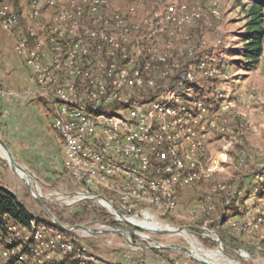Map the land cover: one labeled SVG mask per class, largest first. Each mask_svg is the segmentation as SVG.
<instances>
[{
    "label": "built area",
    "instance_id": "2783aa9c",
    "mask_svg": "<svg viewBox=\"0 0 264 264\" xmlns=\"http://www.w3.org/2000/svg\"><path fill=\"white\" fill-rule=\"evenodd\" d=\"M57 1L30 0L29 15H36L39 4L53 7ZM66 1L69 13L57 12L19 33L18 14L0 0V24L16 38V50L27 56L38 94L55 106L53 126L64 141V168L78 188L74 200L106 203L116 221L138 220L149 206L172 212L179 192L210 175L205 119L214 115L208 111L231 106L220 89L213 100L195 94L205 82L224 76L215 57L198 56L189 40L185 50L171 52L175 47L168 26L187 39L184 26L198 20L199 11L190 10L185 0H146L148 21L141 24L127 21L136 14L134 5L125 13H109L108 0ZM84 18L87 23L81 22ZM210 189L214 194L231 188L215 183ZM255 190H249L251 197ZM212 197L200 202L203 211L210 209ZM0 223L8 235L0 264L11 258L8 264H146L103 260L87 242L76 244L34 218L28 228L7 214L0 215ZM27 232L28 239L23 236Z\"/></svg>",
    "mask_w": 264,
    "mask_h": 264
},
{
    "label": "rangeland",
    "instance_id": "374dc122",
    "mask_svg": "<svg viewBox=\"0 0 264 264\" xmlns=\"http://www.w3.org/2000/svg\"><path fill=\"white\" fill-rule=\"evenodd\" d=\"M2 1L18 14L19 33H24L26 26L38 27L40 23L53 19L57 12L69 13L71 5L66 0L57 1L53 7L41 3L38 5L36 15L30 16V0ZM141 1L140 3L136 0H108L109 13L121 11L125 13L130 5H134L136 14L129 16L127 21L142 24L148 21L147 13L150 4L146 3V0ZM185 3L191 8L190 10H198L200 17L194 23L184 26L183 31L188 32L187 39L178 32V29L172 25L168 26L175 47V49L171 48V52L176 55L177 50H185V42L189 40L188 42L193 44V51L198 56L208 54L215 57L218 69L224 73V76L215 78L210 81V84L205 82L203 86L201 85L196 89L195 94L204 96L207 100H213L215 98L213 92L217 88L222 91L227 100L231 101V106L218 113L207 110L210 116L213 114L215 117V119L213 117L205 119L207 139L205 153L210 159L211 172L207 179L197 182L191 187L196 192L193 203L192 201L188 202V207L177 204L172 212L157 210L152 206L148 207V212L154 220L173 228L184 227L183 231L156 233L150 230H139L125 221H116L106 206H102L96 201L82 200L77 202L74 200L73 193L78 188L64 168V141L60 132L53 126L56 119L55 106L42 94H38L39 85L27 56L16 50V38L1 24L0 27L13 39L14 51L23 59L24 64L30 68L33 75L35 90L30 95L42 99L50 106V128L61 148L62 166L60 169L43 174L36 170V166L34 168L33 164L28 163L29 160L25 156L29 153H15L12 147L0 137L9 148L16 163L24 168L29 175L31 190L55 217V213L58 211L70 212L75 206L78 207L82 203H86L89 205L86 208L93 213L102 215L107 220H114L120 225L113 226L100 222L94 220L92 216V219L89 218L77 224L98 230L133 229L138 233V236L117 233L90 235L84 230L66 231L58 228L31 195L25 184L24 179L26 177H21L18 170L16 172L12 170L1 148L0 186L12 194L16 201L23 206L25 212L31 216L30 218H34L36 222L52 226L74 243L76 241L87 242L95 255L107 253L109 256H115L123 253L125 257L120 263L143 261L150 264L151 253L159 254V256L162 253L164 258L175 264H200L182 250L150 248L154 244L148 239L140 237L144 234L163 246L179 245L193 251V253L197 248L201 255L206 251L218 250L212 237L214 235L221 241L225 253L221 254L216 260L217 262L228 264L234 258L240 264H264V53H262L257 65L248 67L246 63L241 62L242 57L237 52V49L245 41L247 13L252 0H185ZM212 11H216V13H212ZM81 22L87 23L86 18ZM159 38L162 39L161 41L164 40L162 36ZM32 46L34 45L30 43L29 48ZM44 48H48V45L45 44ZM189 48L191 47L189 46ZM203 81L202 78L199 83ZM193 95V92H189L187 94L188 99H191ZM210 121H214V124L210 125ZM221 124H223L224 131L219 130L222 127ZM21 174L24 176L23 173ZM32 183L38 185L41 190L36 189ZM215 183L227 184L231 189L213 194L210 188ZM251 188L256 189L252 197L249 193ZM207 195L213 196V199L209 202L211 207H208L210 209L203 211L199 204ZM224 198H230L229 202L224 203ZM138 216V220L144 218L142 214H138ZM138 226L145 229L141 225ZM0 233L1 250L6 246L8 235L4 231ZM67 233H72V236L69 237ZM25 234L23 236L28 239L29 233ZM153 258L156 259L155 255ZM76 263L77 261L68 260L65 264ZM1 264H7V262Z\"/></svg>",
    "mask_w": 264,
    "mask_h": 264
},
{
    "label": "crops",
    "instance_id": "0c3cea01",
    "mask_svg": "<svg viewBox=\"0 0 264 264\" xmlns=\"http://www.w3.org/2000/svg\"><path fill=\"white\" fill-rule=\"evenodd\" d=\"M34 90L30 68L14 51L11 36L0 27V137L15 153H29L25 156L28 163L46 174L60 169L62 155L50 128V106L42 99L31 96ZM195 194L193 188L179 192L178 206L188 207V202L193 203ZM151 255L150 264H175L164 258L162 253L160 256L155 253ZM98 256L113 263H120L125 257L123 253L115 256L100 253Z\"/></svg>",
    "mask_w": 264,
    "mask_h": 264
},
{
    "label": "trees",
    "instance_id": "16d2710c",
    "mask_svg": "<svg viewBox=\"0 0 264 264\" xmlns=\"http://www.w3.org/2000/svg\"><path fill=\"white\" fill-rule=\"evenodd\" d=\"M264 0H252L247 13L248 21L245 25L244 43L237 49V52L242 57L241 62L247 66H255L264 53ZM88 205V204H87ZM86 203L80 206H75L70 212L58 211L55 213L60 222L74 225L79 222L88 220L89 218L105 222L113 226H119L120 223L114 220H107L102 215L93 213L86 208ZM7 214L10 221L28 228V220L31 217L25 212L23 206L16 201L14 196L0 186V215ZM92 216V218H91ZM54 226V225H53ZM55 227V226H54ZM4 229L0 223V232ZM69 237L72 233H67ZM1 235V233H0ZM13 258L7 261V264L12 262ZM68 260L61 261L59 264H64ZM77 264V263H76Z\"/></svg>",
    "mask_w": 264,
    "mask_h": 264
},
{
    "label": "water",
    "instance_id": "95a60500",
    "mask_svg": "<svg viewBox=\"0 0 264 264\" xmlns=\"http://www.w3.org/2000/svg\"><path fill=\"white\" fill-rule=\"evenodd\" d=\"M0 148L3 150L8 162L10 163V166L12 168L13 171L16 172V170L18 171H22V172H26V170L24 168H22L20 165H18L16 163V161L14 160L9 148L7 147V145L5 144V142L0 138ZM26 175L27 177L30 179L29 175L27 174L26 172ZM25 180V184H26V187L29 189V191L31 192V195L34 197V199L42 206V208L44 209V211L51 217L52 219V223L57 226L58 228L60 229H63V230H84L86 231L87 233H89L90 235H96V234H108V233H117V234H123V235H127V234H133V235H137L138 236V233L133 230V229H94V228H89L83 224H74V225H64L62 224L38 199V197L34 194V192L31 190V184L29 183V181H27L26 179ZM96 199H103L100 195H96ZM121 216V214H119ZM125 222H127L128 224H130L132 227L136 228V229H139V230H145V231H149V230H146L138 225H135L133 223H130L126 220H124ZM184 227H178V228H175V229H165V230H156V231H152V232H159V233H170V232H180V231H183ZM142 237V236H140ZM142 238H145V239H148L149 241H151L154 246L150 247V248H163V249H178V250H182L184 251L185 253L188 254V256L190 258H192L193 260H195L196 262L200 263V264H212L210 262H208L207 260L205 259H200V258H197L195 256V254L193 253V251L185 248V247H182V246H179V245H170V246H163L161 244H159L158 242L154 241V240H151L149 239L147 236L145 237H142ZM216 244H217V247H218V250H220L221 253H224L223 252V249H222V245H221V241L216 238L214 239ZM225 254V253H224ZM234 262V263H232ZM231 263H228V264H240L239 262L235 261L233 259ZM217 264H226V263H222V262H217Z\"/></svg>",
    "mask_w": 264,
    "mask_h": 264
},
{
    "label": "bare ground",
    "instance_id": "6f19581e",
    "mask_svg": "<svg viewBox=\"0 0 264 264\" xmlns=\"http://www.w3.org/2000/svg\"><path fill=\"white\" fill-rule=\"evenodd\" d=\"M4 157V156H3ZM19 175L21 177H26V180L29 181V178L27 177L26 175V172H22V171H18ZM24 176H22V174ZM34 184V186L36 187V189L38 190H41L39 189L38 185H36L35 183H32ZM35 190V189H34ZM40 192V191H39ZM73 201V200H72ZM104 202V201H103ZM102 202V203H103ZM104 206L108 207L106 205V203H103ZM123 220H127L133 224H136V225H141L143 227H145L146 230H150V231H156V230H165V229H175L171 226H165L163 224H161L160 222L156 221L153 219V216L150 215L149 213H145L144 214V218L140 219V220H135L134 218H129V219H123ZM171 233V232H170ZM183 233V232H182ZM146 235L142 234V237H145ZM214 239H216V236H212ZM204 247V246H203ZM200 250H198L196 248V250L194 251V254L197 258H200V259H205L207 260L208 262L212 263V264H217V259H219V257L221 256V252L220 250H210V251H206L205 253H203L202 255L199 253ZM243 256H245V253H243ZM234 259V258H233ZM232 259V260H233ZM221 261V260H220ZM234 263V262H232ZM240 263V262H239Z\"/></svg>",
    "mask_w": 264,
    "mask_h": 264
}]
</instances>
